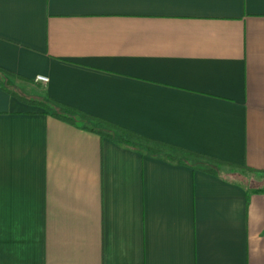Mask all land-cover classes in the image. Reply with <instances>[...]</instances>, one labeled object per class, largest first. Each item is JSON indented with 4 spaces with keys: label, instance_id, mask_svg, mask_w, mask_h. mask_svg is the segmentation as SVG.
Segmentation results:
<instances>
[{
    "label": "crops",
    "instance_id": "0c3cea01",
    "mask_svg": "<svg viewBox=\"0 0 264 264\" xmlns=\"http://www.w3.org/2000/svg\"><path fill=\"white\" fill-rule=\"evenodd\" d=\"M0 67L54 111L256 170L0 85V264H264V0H0Z\"/></svg>",
    "mask_w": 264,
    "mask_h": 264
},
{
    "label": "trees",
    "instance_id": "16d2710c",
    "mask_svg": "<svg viewBox=\"0 0 264 264\" xmlns=\"http://www.w3.org/2000/svg\"><path fill=\"white\" fill-rule=\"evenodd\" d=\"M0 73L4 74V76H9L12 78H20L23 79V77L10 72L2 67H0ZM3 78L0 77V85L3 87L4 90L11 93L12 95H15L19 99L26 101L33 105L41 106L42 108L46 109L47 111H52L54 115L59 117L61 120L72 123V124H78V117L81 118H91L93 119L96 125H98L99 128L96 126H83L84 128H89L90 130L96 131L97 133L101 134L102 136L111 138L118 143L122 144L123 146L133 148L137 151H142L144 153L153 155V156H159L164 155L165 157L169 158L172 161L179 160V158L182 156H191L196 157L198 159H209L212 160L220 165H229L233 169H239L243 171L248 172H256L254 168H251L250 166L239 165L235 163H229L224 162L222 160H218L216 158H212L210 156L194 152L191 150H188L186 148L176 146L174 144H170L168 142H164L161 140H156L144 135H141L139 133H136L132 130H129L127 128H124L122 126H119L115 123L87 116L86 114H83V112L77 110L76 108L70 107V106H63V111H54L46 102L38 101V100H31L25 97L20 96L15 91L11 90L10 88H7L3 85ZM80 121V120H79Z\"/></svg>",
    "mask_w": 264,
    "mask_h": 264
},
{
    "label": "rangeland",
    "instance_id": "374dc122",
    "mask_svg": "<svg viewBox=\"0 0 264 264\" xmlns=\"http://www.w3.org/2000/svg\"><path fill=\"white\" fill-rule=\"evenodd\" d=\"M245 183L248 187H251V188H253V187H259L260 188L261 187L264 189V180L260 181V183H255V182H253V180L251 181V179H247L245 181Z\"/></svg>",
    "mask_w": 264,
    "mask_h": 264
},
{
    "label": "built area",
    "instance_id": "2783aa9c",
    "mask_svg": "<svg viewBox=\"0 0 264 264\" xmlns=\"http://www.w3.org/2000/svg\"><path fill=\"white\" fill-rule=\"evenodd\" d=\"M35 81L47 84L49 82V77L45 75H38L36 76Z\"/></svg>",
    "mask_w": 264,
    "mask_h": 264
}]
</instances>
